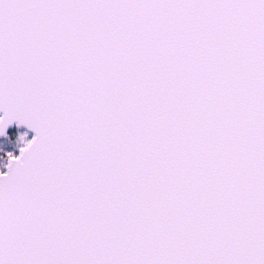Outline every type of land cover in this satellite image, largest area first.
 Segmentation results:
<instances>
[{
	"label": "snow or ice",
	"instance_id": "1",
	"mask_svg": "<svg viewBox=\"0 0 264 264\" xmlns=\"http://www.w3.org/2000/svg\"><path fill=\"white\" fill-rule=\"evenodd\" d=\"M0 264H264V0H0Z\"/></svg>",
	"mask_w": 264,
	"mask_h": 264
},
{
	"label": "flooded vegetation",
	"instance_id": "2",
	"mask_svg": "<svg viewBox=\"0 0 264 264\" xmlns=\"http://www.w3.org/2000/svg\"><path fill=\"white\" fill-rule=\"evenodd\" d=\"M22 133H26L27 135H29L27 132H25L23 130H18L15 127H13L11 130H9V132L7 134V138L0 140V147L8 144L7 154L11 153L13 156H17L20 148H18V149L16 148L15 151H10V147H11V145L18 147L16 141L13 140V137L21 135ZM29 139H30V135H29ZM6 141H7V143H6ZM4 150H6V149H4ZM16 150H17V152H16ZM5 154H6V151L4 152V155H3L4 159H0V172H4L5 165L8 161L7 156H5Z\"/></svg>",
	"mask_w": 264,
	"mask_h": 264
},
{
	"label": "water",
	"instance_id": "3",
	"mask_svg": "<svg viewBox=\"0 0 264 264\" xmlns=\"http://www.w3.org/2000/svg\"><path fill=\"white\" fill-rule=\"evenodd\" d=\"M2 115H3V113H0V116H2ZM13 127H15V128L18 129V130H23V131L27 132V133L30 135V139H29V140H31V139L34 137V135H35V133H34L33 131H31L30 129H28L26 126H24V125H19V126H18V125L16 124V122H13L11 125H9V126L6 128V130H5V135H4V136H0V140H3V139H5V138H7V134H8V132H9V130H11ZM19 155H20V152L18 151L17 156H19ZM7 164H8V161H7L6 165H5L4 172L7 171Z\"/></svg>",
	"mask_w": 264,
	"mask_h": 264
},
{
	"label": "rangeland",
	"instance_id": "4",
	"mask_svg": "<svg viewBox=\"0 0 264 264\" xmlns=\"http://www.w3.org/2000/svg\"><path fill=\"white\" fill-rule=\"evenodd\" d=\"M21 135H23V136L25 137V142L29 140V135H27L26 133H22ZM21 135H18V136H14V137H13V140L16 141L18 147H17V146H13V145H11V147H10V151H15L16 148L18 149V148L23 147V144L19 142V137H20ZM2 147L5 148V149L8 148V144L3 145ZM16 152H17V150H16Z\"/></svg>",
	"mask_w": 264,
	"mask_h": 264
},
{
	"label": "trees",
	"instance_id": "5",
	"mask_svg": "<svg viewBox=\"0 0 264 264\" xmlns=\"http://www.w3.org/2000/svg\"><path fill=\"white\" fill-rule=\"evenodd\" d=\"M6 143H7V141H6ZM5 148H3V147H0V159H4V157H3V155H4V152L6 151V154H5V156H7V148H6V150H4Z\"/></svg>",
	"mask_w": 264,
	"mask_h": 264
}]
</instances>
